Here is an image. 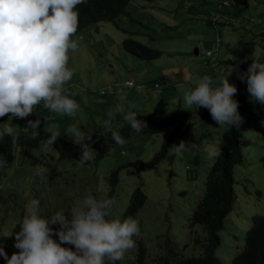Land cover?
<instances>
[{
    "label": "rangeland",
    "instance_id": "374dc122",
    "mask_svg": "<svg viewBox=\"0 0 264 264\" xmlns=\"http://www.w3.org/2000/svg\"><path fill=\"white\" fill-rule=\"evenodd\" d=\"M226 1L227 4L223 0L129 1L125 7L128 14L118 16V24L110 20L92 22L72 37L78 44L75 52L69 50L68 53L67 66L73 76L63 87H67L69 98L79 105L75 116L42 108L39 110L44 113L41 118L30 115L26 119H17L10 118L11 114L0 117V129L5 123L27 128L28 120L39 118V127H54L72 141L70 136L65 135L69 126L77 125L85 132L91 130V135H94L96 131L107 129L103 123L108 119L107 113L115 112L118 105H124L127 110L129 104H134L136 107L133 111L153 119L166 116L173 110H194L187 118L191 124L172 140L171 146L181 140L197 143L201 147V151L195 155L197 160L191 153L185 152L181 160H177L175 155L172 159L165 156L159 163L146 169L129 165L128 161L149 158L173 126H165L152 134L130 136L122 146L106 143L104 153L84 166L78 163L79 159H58L51 147L40 150L41 156L37 155V159H34V152L28 155L12 151L6 160L7 173L0 174V224L5 223L4 227H0V232H8L20 209L23 208L24 216L27 214L26 206L18 201H24L27 195L36 196L43 208L55 205L50 202H56L57 197L59 204L67 201L73 204L74 197L79 199L76 196L79 193L81 201L89 193L98 198L107 189L105 177L109 170L118 164H126L118 172L116 192L112 197L115 199L114 207L121 213L128 203L130 192L138 186L146 198L132 218L153 239L154 253L166 255L170 261L173 252L180 255L200 252L194 244V237L204 235V231L198 224L188 226L190 213L203 192L205 175L214 157L210 152L218 151L221 133L226 126H218L210 114H203L205 111L208 113L206 108H182L183 94L194 88L202 77L209 76L218 81L226 77L231 69L228 80L234 84L238 74L246 71L252 62L253 52H264V20L261 21L262 16L257 12L261 6L264 10V0H246V5L242 0L238 3L236 0L233 3L232 0ZM235 3L240 6L236 19L225 15L227 20L218 18L214 25L205 21L214 20L218 15L224 16L221 6L219 10L214 9V13H206L210 8L222 4L232 11ZM250 16L254 19L250 20ZM145 23L148 27L142 25ZM126 36L161 49V55L153 59L131 55L120 44ZM215 38L218 39L216 48ZM193 47L197 48V53L192 50ZM206 48L212 50V57L204 54ZM170 49L174 54L167 57ZM185 64L192 69L189 72L186 67V81L171 83L173 87L168 82L165 89L161 82L157 87L153 86L154 79L161 74L180 80L179 69ZM165 66L169 68L161 70ZM126 78L134 80L139 86L126 87L123 84ZM180 83L182 88L185 85L186 88L180 90ZM100 90L104 93H100ZM167 90L173 95L170 96ZM240 100L248 118L239 141L243 161L233 165V207L224 228L220 230V242L215 248L218 264H229L230 257L241 247L242 233L249 224L250 214L264 211V105L251 102L249 94ZM123 121L122 115L116 113L112 118L111 130L117 129ZM171 146L168 153L172 152ZM37 173H43L42 180L45 181L36 189L28 188L32 180L39 176ZM10 176L19 197L12 195L7 199L10 196V182L6 180ZM81 201L71 205V209L79 207Z\"/></svg>",
    "mask_w": 264,
    "mask_h": 264
},
{
    "label": "clouds",
    "instance_id": "9594fccd",
    "mask_svg": "<svg viewBox=\"0 0 264 264\" xmlns=\"http://www.w3.org/2000/svg\"><path fill=\"white\" fill-rule=\"evenodd\" d=\"M84 2L85 0H0V117L11 114L10 118L26 119L36 112L34 109L41 102L43 108L51 112L76 115L79 105L69 98L68 90L63 86L73 76L72 70L67 66L68 53L69 50L75 52L78 47L72 37L78 27L76 7ZM214 40L216 48L217 39ZM192 50L197 53L196 47ZM206 50L211 49L206 48L205 54ZM212 56L213 53L210 57ZM251 61L246 71L238 74L239 79L246 80L250 101L264 105V52H253ZM232 70L218 81L209 76L202 77L194 88L184 92L182 108H206L218 126L239 128L243 118L238 112L239 103L234 99L237 88L228 80ZM127 80L132 85H126ZM154 80L153 86L157 87L158 81ZM123 84L126 87L139 86L130 78H126ZM135 107L136 105L129 104L126 110L124 105H118L115 112L107 113L108 119L103 123L118 145H124L126 140L119 132L111 130L112 118L116 113L122 115L123 122L134 133H142L147 128L146 122L138 119V115L143 114L132 110ZM39 125V118L27 121L25 130L31 129L30 138L35 139L39 135L36 131ZM18 129L11 123H5L0 129V140L9 136L11 144L18 145ZM44 130L50 135L42 142V146L51 147L61 133L49 125ZM65 135L79 145L78 163L81 166L95 158L96 151L89 143L91 130L85 132L77 125H71ZM171 148L177 160L183 159L185 152L195 156L201 151L197 143L184 140L173 144ZM210 155L215 156L217 153L212 151ZM7 165L5 159L0 160V168ZM58 201L57 197L56 202ZM114 204V198L105 196L98 199L90 193L83 196L79 207L70 210L60 205L43 208L37 199H32L26 206L27 214L19 223L20 230L14 233V247L19 252L9 257L0 247V256L4 257L6 264L129 263L138 248L133 237L139 236L140 230L145 233V229L132 218L134 215L124 219L118 216L112 218ZM51 225H58V228L53 229ZM53 236L58 237V242ZM65 244L74 246V250L62 246ZM215 248L213 254L218 264ZM173 254L169 261L166 255L154 253L152 245L146 246L144 264H172L177 257L188 256Z\"/></svg>",
    "mask_w": 264,
    "mask_h": 264
},
{
    "label": "trees",
    "instance_id": "16d2710c",
    "mask_svg": "<svg viewBox=\"0 0 264 264\" xmlns=\"http://www.w3.org/2000/svg\"><path fill=\"white\" fill-rule=\"evenodd\" d=\"M129 1L131 0H85L84 3L77 5L76 7V10L78 11V27L76 34L87 24L100 20H110L113 24H118L116 20L117 17L120 15L128 14L125 7ZM233 1L234 0H232L231 2L233 3ZM236 2L238 3L239 0H236ZM242 2L244 3V5L247 4L246 0H242ZM220 3L218 2V4ZM223 3L227 4V1L225 0ZM230 5L231 4H229L228 6ZM254 5H256V3ZM220 6L224 10V16L218 15L214 18V20L206 19L205 21L214 25V23L217 22L218 18L219 20H227L225 18V15H229L230 17L234 16V18L236 19V16H238V14L240 13V11L237 9L240 8V6L236 5V3L232 11H228L230 8H228L226 5L221 4L216 5L215 8H210L209 12H205L214 13L216 12V10L214 9L219 10L218 8H220ZM257 12L262 16L261 21L264 20V10L262 9V6L258 8ZM249 19L252 20L254 18L253 16H250ZM261 21H259L258 23H261ZM142 25L144 27H148L147 23ZM119 28L121 30H125V28L123 27ZM120 44L125 51L138 58L153 59L159 57L162 53L161 49L148 46L130 36L122 38ZM212 53V50H210V54H204L210 56ZM172 54H174V52L172 49H170L166 53V56L170 57ZM190 70L192 71L191 67ZM155 79L158 81V83L161 82L163 84L162 88L164 89L168 85L167 83L169 82V80L166 76L161 75L160 77ZM169 84L170 86L172 85L170 82ZM234 85L237 88V93L234 96V99L239 103L238 112L243 118V122L241 123L239 128L226 126L223 129L221 133V144L218 148V151L216 152L217 155L213 157L205 175L202 195L200 196L190 213L188 226L192 224H200L201 229L204 231V233L202 232V234L204 235L194 237V244L200 249V252L198 254H189L188 256H179L172 264H217V258L213 254V250L220 242V230L224 228L225 223L229 219L228 213L233 207V165L235 163L243 161V155L240 151L239 141L241 132L248 122V118L244 114V107L240 100L241 97L249 94L247 92V82L246 80L241 81L238 76L234 81ZM69 87L70 86H68V88ZM171 87H173V85ZM185 88L186 85L183 88L181 86V90ZM99 92L104 93L102 92V90H100ZM42 108L43 102H41V105L34 109V111L36 112H34L32 115H37L39 118H41L44 113L43 111L40 112L39 110H41ZM193 111L194 110L183 109H178L176 111L173 110L170 112V114L159 117L157 119H153L149 116H143L141 114L138 115V119L145 121L147 124V128H145L144 131L139 134L156 133L165 126H173V128L162 138L158 149L155 150L149 158H137L133 161H128L129 165H132L136 169H146L153 167L155 164L159 163L165 156L168 159H172L174 157L173 152L168 153L171 142L177 135L180 136L183 131L191 124L190 119L187 118H189L190 114ZM203 114L210 113L209 111L208 113L205 111L203 112ZM44 129V126L37 128L36 131L39 133V135L35 139H32L30 138L32 136L31 129L25 130V128L20 127L18 129L20 133V141L19 144L15 146L11 144V137L5 136L3 140H0V160H7L10 157L12 151H20L28 155H32L31 152H34L36 154L34 159H37V155L41 156L40 150L46 149L42 146V142L47 139L48 135H50V133L46 132ZM112 131L119 132V134L124 139L133 135H137V133H134L125 122H123L117 129ZM89 143L90 146L96 151L94 159L98 158L104 153L105 147L107 145L106 143L116 144V142L111 137V131H109L108 129L101 130L100 132L96 131L94 135H91V141H89ZM51 148L56 152L58 159L80 158L79 145L75 144L73 141L67 140L62 134L57 138L56 142L53 144V146H51ZM196 160L197 158L195 156V161ZM18 164L20 165L21 162L19 161ZM125 165L126 164H118L114 168L109 170L107 176L105 177L107 189L103 196L98 197V199L105 196L112 198L113 195H115V187L118 182V172L121 167ZM7 171V167L0 168L1 175L6 174ZM42 174L43 173H39V176L32 180V184L28 188L36 189V187L40 186L41 183L45 181V179L42 180ZM6 181L10 182V184L8 185V193L10 196L6 198L9 199L12 195L15 197H19L17 195V191L11 183L12 176L7 177ZM36 181H39V183L37 184ZM76 196H78L79 199L77 200V198L74 197L73 204H79V201H81V193ZM0 197L2 198V196ZM34 198L37 197L33 194H29L25 197L24 201L18 200L17 198L16 199L21 202L22 205L27 206L28 203ZM145 198L146 196L141 188H139L138 186L134 187L129 194L128 203L122 209L121 213L117 210V208L113 206L112 217L115 215L114 218L118 216L121 219H124L129 216L135 215L137 210L145 201ZM28 199H30V201H28ZM50 203L55 204L56 206L60 205L67 210H70L71 205H73L70 203V201L63 202L61 204H59V201ZM40 205H42V203H40ZM19 206L17 208H19ZM66 216H70V214H66ZM23 217L24 210L22 208L20 209V213L17 219L9 227L8 232H0V247L4 249V252L9 257L13 253L19 252V249L14 247V233L20 230L19 223ZM1 221L3 222V220ZM4 225L5 223H1L0 227H4ZM51 227L53 229H56L58 228V225H51ZM52 238L58 242V237L53 236ZM133 239L134 242L138 244L137 251L132 255V259L129 263L127 261H124L122 262V264H144L146 246L154 244L153 239L146 233H143L141 230L139 236H134ZM242 241L243 245L236 253H234L231 259V264H264V211L260 213L254 212L250 214L249 224L246 228H244L242 233ZM62 246L74 250V246L72 245L65 244ZM0 264H6L3 256H0ZM162 264L166 263L163 262Z\"/></svg>",
    "mask_w": 264,
    "mask_h": 264
},
{
    "label": "crops",
    "instance_id": "0c3cea01",
    "mask_svg": "<svg viewBox=\"0 0 264 264\" xmlns=\"http://www.w3.org/2000/svg\"><path fill=\"white\" fill-rule=\"evenodd\" d=\"M186 67H187V69H188V71L190 72V67H189V65H187V64H185L184 66H183V68L182 69H179V72H180V75H179V78L181 77V79L179 80V79H175V78H171V75H163V76H166L167 78H168V80H169V82L170 83H177V82H183V81H186V77H187V75H185V74H188V72H187V69H186ZM169 67H161V70H167ZM185 73V74H184ZM180 85L182 86V83H180ZM174 86V85H173ZM180 86V87H181ZM180 90H181V88H180ZM167 93L170 95V96H172L173 95V93H171V92H169L168 90H167Z\"/></svg>",
    "mask_w": 264,
    "mask_h": 264
},
{
    "label": "built area",
    "instance_id": "2783aa9c",
    "mask_svg": "<svg viewBox=\"0 0 264 264\" xmlns=\"http://www.w3.org/2000/svg\"><path fill=\"white\" fill-rule=\"evenodd\" d=\"M206 53H207V54H210V50H206ZM125 83H126V85H128V86L132 85V82H131L130 80L125 81ZM154 85H155V83H154Z\"/></svg>",
    "mask_w": 264,
    "mask_h": 264
}]
</instances>
